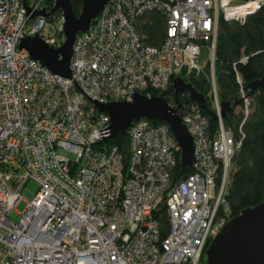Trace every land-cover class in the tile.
<instances>
[{
  "label": "built area",
  "instance_id": "1",
  "mask_svg": "<svg viewBox=\"0 0 264 264\" xmlns=\"http://www.w3.org/2000/svg\"><path fill=\"white\" fill-rule=\"evenodd\" d=\"M50 6L0 0V264H203L233 218L227 195L242 139L224 119L213 126L193 101L171 105L195 146L192 172L177 177L181 148L167 124L134 122L125 161L118 146L104 143L111 118L95 102L166 92L180 73L203 70L206 50L212 109L220 116V19L244 23L264 0H108L76 37L71 78L19 47L35 36L54 49L63 45L64 14ZM153 12L166 18L159 46L146 44L142 32ZM242 98L249 103L244 90ZM30 182L38 184L33 196ZM23 199L28 205L18 212ZM13 211L21 215L17 223Z\"/></svg>",
  "mask_w": 264,
  "mask_h": 264
},
{
  "label": "trees",
  "instance_id": "2",
  "mask_svg": "<svg viewBox=\"0 0 264 264\" xmlns=\"http://www.w3.org/2000/svg\"><path fill=\"white\" fill-rule=\"evenodd\" d=\"M74 13L80 16L84 0H70ZM51 9L54 0H48ZM61 11H55L59 13ZM149 23L142 28L146 37V44L159 46L166 36V18L159 13L149 15ZM215 75L218 94L221 101H235L242 99V103L235 107L224 119L227 126L234 129L242 146L235 158V169L232 174L227 200L233 217L241 214L245 209L255 207L264 202V84L255 91L249 84L264 79V7L250 15L245 23L220 19L219 32L215 53ZM178 76L191 82L201 93L205 94L208 105L213 108L211 92V64L207 63L197 74L187 75L185 72ZM176 76L173 78V82ZM245 88L249 103L242 98ZM151 95L163 96L170 105H178L174 86L166 92L149 91ZM180 104L191 103L188 91L179 97ZM204 111V110H203ZM207 113L206 111H204ZM155 124H166L160 120H152ZM213 126L216 122L211 117ZM107 145H116L128 161L130 140L129 133L119 135L115 139L105 141ZM181 152L176 168V176H186L192 169L182 167ZM162 237L168 234L169 223L165 207L162 208ZM205 263V253L203 255Z\"/></svg>",
  "mask_w": 264,
  "mask_h": 264
},
{
  "label": "water",
  "instance_id": "3",
  "mask_svg": "<svg viewBox=\"0 0 264 264\" xmlns=\"http://www.w3.org/2000/svg\"><path fill=\"white\" fill-rule=\"evenodd\" d=\"M108 0H84L83 10L78 17L74 13L70 0H56L53 11L64 14L65 41L61 47L54 49L41 37H27L20 43V49L29 52L31 58L40 62L49 70L64 78L72 76V59L74 44L79 33H86L91 23L97 20ZM27 6V4H25ZM41 14L46 15V11ZM245 23V22H244ZM243 24V23H241ZM264 84V79L248 85L253 91ZM174 92L178 106L179 97L189 92L191 101L206 111L214 121L225 119L228 114L242 103V99L222 101L221 114L208 105L205 94L199 92L191 82L183 77L174 79ZM245 91V88L243 89ZM99 112L107 113L111 118L108 134L104 141L115 139L128 132L131 125L142 119L160 120L172 130L180 148L182 167L190 169L196 161L194 139L183 123L178 108L159 95L136 93L132 101L98 103ZM206 264H264V202L245 209L233 217L213 239L205 253Z\"/></svg>",
  "mask_w": 264,
  "mask_h": 264
},
{
  "label": "rangeland",
  "instance_id": "4",
  "mask_svg": "<svg viewBox=\"0 0 264 264\" xmlns=\"http://www.w3.org/2000/svg\"><path fill=\"white\" fill-rule=\"evenodd\" d=\"M52 25H49L46 29V32L48 34H52L53 33V29H52ZM207 56H208V52L206 50L203 51V57L201 58L202 65L205 66L207 63ZM174 84V83H173ZM66 155L70 156V157H75L73 154H70L69 152L66 153ZM27 191L33 196L36 194L37 190H38V184L35 182H30L27 187H26ZM28 205L27 200H22L18 205H17V211L18 212H23L24 209L26 208V206ZM21 218V215L16 213L15 211L12 212L11 214V219L13 221V223H17L19 222Z\"/></svg>",
  "mask_w": 264,
  "mask_h": 264
}]
</instances>
